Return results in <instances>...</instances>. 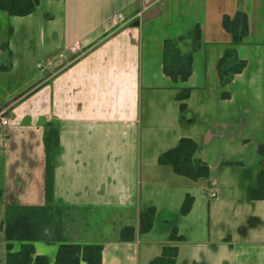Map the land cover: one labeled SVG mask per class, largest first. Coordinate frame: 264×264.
Segmentation results:
<instances>
[{
	"label": "crops",
	"instance_id": "0c3cea01",
	"mask_svg": "<svg viewBox=\"0 0 264 264\" xmlns=\"http://www.w3.org/2000/svg\"><path fill=\"white\" fill-rule=\"evenodd\" d=\"M237 10L249 19V33L236 46L247 65L223 86L218 61L231 35L222 18ZM151 11L155 14L145 19ZM197 24L201 45L193 53L192 73L175 83L163 71L164 40L185 36ZM6 43L0 49V114L8 118L0 125L1 264H6L7 206L45 202L44 137L50 127L59 133L54 203L68 209L67 242L102 244L103 264H149L159 256L171 230L149 236L157 227V208L144 198L142 185L179 175L157 160L182 137H191L195 157L210 166L205 180L216 192L210 198L220 199L213 172L240 165L251 173L224 181L229 214L208 238L189 236L176 225L185 237L176 243V264H186L193 251L206 253L200 264H220L223 255L231 264H264V199L249 198L264 165L258 153L264 142V0H41L26 16L0 10V44ZM72 46L80 50L73 53ZM189 46L187 41L182 50ZM182 87L192 89L184 111L176 100ZM150 206L156 209L153 228L139 234L140 211ZM193 206L181 214L186 225ZM125 226L136 230L131 241L120 239ZM219 235L228 243L218 254L207 242ZM59 244L34 242L50 264ZM20 245L14 241L13 249Z\"/></svg>",
	"mask_w": 264,
	"mask_h": 264
},
{
	"label": "trees",
	"instance_id": "16d2710c",
	"mask_svg": "<svg viewBox=\"0 0 264 264\" xmlns=\"http://www.w3.org/2000/svg\"><path fill=\"white\" fill-rule=\"evenodd\" d=\"M41 0H0V10L7 11L12 16H26L33 13ZM223 28L231 35L229 46L218 61V75L221 85H227L233 77L241 73L247 65L245 59L238 56L236 46L244 42L249 33L248 15L243 10H237L233 16L224 14ZM202 30L199 24L185 36L164 40L163 71L173 82L187 81L192 73L193 53L201 45ZM190 41L189 49L182 46ZM7 47L0 44V49ZM190 87L177 88L176 100L180 102V110L187 107L186 100L190 97ZM223 98L229 97V92L222 93ZM45 143V202L41 205H9L6 208L3 223L4 239L6 241V264H50L45 254H38L34 242L40 240H55L60 242L54 264H103V245L96 243H69L64 236V211L67 209L54 203V155L59 147V133L55 127H50L44 137ZM197 143L191 137H182L175 147H172L158 157L160 165H169L173 171L191 180L208 179L210 166L207 162L195 157ZM258 153L264 156V142L258 147ZM252 200L264 199V165L260 167L256 185L249 191ZM194 197L187 194L180 208V213L186 215L191 211ZM68 210V209H67ZM156 209L147 207L139 214V234H145L153 228ZM133 226H125L120 231L122 241L135 238ZM185 240L174 226L169 235V243L162 247L161 254L153 258L149 264H176L178 255L177 242ZM20 241L18 250L13 249V242Z\"/></svg>",
	"mask_w": 264,
	"mask_h": 264
},
{
	"label": "rangeland",
	"instance_id": "374dc122",
	"mask_svg": "<svg viewBox=\"0 0 264 264\" xmlns=\"http://www.w3.org/2000/svg\"><path fill=\"white\" fill-rule=\"evenodd\" d=\"M40 68H35V72H39ZM146 107L143 105L144 115L146 114ZM251 173V167L234 165L232 167H223L220 171H215L212 173L211 178L216 179V188L219 193L220 199L210 198L209 188L205 179H200L193 181L187 177L176 175L172 173L169 177H164L162 179H157L151 184L146 181L143 182L142 191L144 198L151 199L152 203L157 208L156 222L157 227L149 235L150 237H156L165 232L167 228H172L176 225H181V229L185 231L189 236L199 237V240L208 238L211 232L215 231L217 227H220V222L223 216H228L227 208V195H229L228 183L233 182V179L237 177H247ZM190 182V187L188 191L194 197L193 213L191 215L192 219L186 225V219H182L180 208L182 205L181 194L185 191V183ZM226 195V196H224ZM64 219L68 214L66 209L64 212ZM167 221H169L167 223ZM191 225L196 226L198 230L190 229ZM198 231V232H197ZM3 239L0 237V260L2 253ZM147 237L142 241V250L146 246ZM1 264V261H0Z\"/></svg>",
	"mask_w": 264,
	"mask_h": 264
},
{
	"label": "clouds",
	"instance_id": "9594fccd",
	"mask_svg": "<svg viewBox=\"0 0 264 264\" xmlns=\"http://www.w3.org/2000/svg\"><path fill=\"white\" fill-rule=\"evenodd\" d=\"M225 236L224 235H219L213 239H210L207 243L210 248H212V245L216 246V252L219 254L225 245L228 242H225ZM232 243H235V239L233 238ZM200 255H204L206 258V253H200L198 254L197 252L193 251L190 255L186 257V264H200ZM220 264H231V260L227 255H223L220 258Z\"/></svg>",
	"mask_w": 264,
	"mask_h": 264
},
{
	"label": "built area",
	"instance_id": "2783aa9c",
	"mask_svg": "<svg viewBox=\"0 0 264 264\" xmlns=\"http://www.w3.org/2000/svg\"><path fill=\"white\" fill-rule=\"evenodd\" d=\"M120 18H121V15H120ZM70 50L73 52V53H76L77 51L80 50L79 46H72L70 48ZM64 54H61V56H63ZM38 67L41 68L42 67V64H38ZM8 124V118L3 115V114H0V125L5 127L6 125ZM210 197H215L216 196V192L215 191H211L210 194H209Z\"/></svg>",
	"mask_w": 264,
	"mask_h": 264
},
{
	"label": "water",
	"instance_id": "95a60500",
	"mask_svg": "<svg viewBox=\"0 0 264 264\" xmlns=\"http://www.w3.org/2000/svg\"><path fill=\"white\" fill-rule=\"evenodd\" d=\"M155 14V11H151V12H148L144 15V18L147 19V18H150L152 17L153 15ZM139 22L137 21L135 24H138Z\"/></svg>",
	"mask_w": 264,
	"mask_h": 264
}]
</instances>
